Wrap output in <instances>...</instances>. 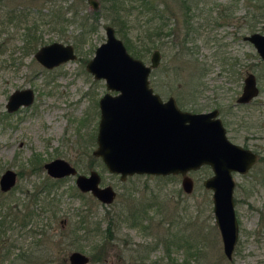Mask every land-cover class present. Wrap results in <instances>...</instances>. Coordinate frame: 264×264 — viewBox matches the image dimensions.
Masks as SVG:
<instances>
[{
    "label": "rangeland",
    "instance_id": "1",
    "mask_svg": "<svg viewBox=\"0 0 264 264\" xmlns=\"http://www.w3.org/2000/svg\"><path fill=\"white\" fill-rule=\"evenodd\" d=\"M5 1L8 6L42 3L43 12L50 6L60 7L67 21L52 27L41 23L38 30L42 43L36 48L53 40L70 43L76 57L58 66L43 67L34 59V51L21 49V28L7 25L0 30V173L10 167L19 174L12 189L0 192V264H58L72 249L89 256L86 264H182L183 261L264 264V185L257 180L260 162L246 174L232 172L238 234L232 258L227 260L213 219L211 190L201 183L211 173L207 165L187 172L193 185L186 193L180 186V174H132L121 181L91 154L96 145L97 100L105 91H115L106 89L102 78L93 77L85 63L105 37L103 25L110 24L111 16L117 15L116 11L110 13L107 9L109 2H104V9L99 0L95 8L87 0ZM119 1L118 14L124 20L118 22L115 18L114 28L119 29L116 35L127 40L131 45L128 52L145 64L149 63L151 49L161 47L162 56L148 75L149 83L158 91L177 95L186 109L192 107L186 101L190 89L196 85V89H203L202 93L209 96V99L196 97L202 103L200 109L208 108L206 104L213 91L226 109V103L239 93L245 72L256 75L258 94L252 102L230 106L232 113L224 117L229 121L228 135L233 141L264 155V61L240 34L238 39L235 36L240 15L248 21L239 30L241 33L251 29L264 33V21L259 19L257 24H249L254 9L251 4L255 0H147L148 5L153 3L157 8L165 3L176 16L181 15L182 4L195 1L212 9L210 19L215 23L211 25V37L193 41L198 46L194 59L175 55L171 48L162 47L160 39L152 34L159 20L146 9L145 13L139 12L135 7L138 0ZM225 6L233 11L223 21L219 12ZM32 10H36L35 6ZM89 23L94 27L90 28ZM148 33L151 47L135 55ZM231 61L239 75L224 70L232 65ZM207 64L211 69L200 75V68ZM23 87L32 88V103L6 114L4 103L8 94ZM54 157L67 160L84 174L95 169L100 175V185H112L114 199L102 203L90 193L79 191L74 185V175L51 184L40 164ZM33 188L41 189L36 193L35 205L23 193ZM38 203L44 205L42 210ZM20 204L23 216L16 213ZM31 206L35 207L32 217L24 216ZM131 211L137 219L135 224L130 218ZM78 214L85 218L84 224L78 223ZM21 217L27 220L23 226ZM110 217L113 222L106 229ZM102 243L104 250L97 259L98 246ZM45 259L50 261L43 262Z\"/></svg>",
    "mask_w": 264,
    "mask_h": 264
},
{
    "label": "water",
    "instance_id": "2",
    "mask_svg": "<svg viewBox=\"0 0 264 264\" xmlns=\"http://www.w3.org/2000/svg\"><path fill=\"white\" fill-rule=\"evenodd\" d=\"M96 7L95 0H88ZM105 38L86 61L85 68L95 78H102L106 89L98 98L99 118L92 153L99 156L107 170L118 173L120 179L131 174L166 175L179 173L180 186L186 193L192 189V180L186 174L200 164H209L212 174L202 180L211 190L212 212L218 229L222 253L232 256L237 240L238 223L232 200L231 171H245L254 161L255 154L230 142L215 111L191 112L179 109L172 97L161 101L148 86L150 67L158 63V50L150 55L149 64L128 53L121 39L114 35L110 25L104 26ZM264 59V33L253 31L244 36ZM34 59L43 67L51 68L75 57L72 45L50 41L38 46ZM254 76L246 74L239 101L256 93ZM33 99L29 87L14 89L5 103L7 110L26 105ZM46 173L59 177L74 174L75 168L62 158L43 163ZM15 173L7 168L0 174V189H8ZM75 186L88 191L102 203H110L115 191L110 185H99L96 170L77 173ZM71 264H84L88 257L73 250L68 254Z\"/></svg>",
    "mask_w": 264,
    "mask_h": 264
},
{
    "label": "flooded vegetation",
    "instance_id": "3",
    "mask_svg": "<svg viewBox=\"0 0 264 264\" xmlns=\"http://www.w3.org/2000/svg\"><path fill=\"white\" fill-rule=\"evenodd\" d=\"M96 1V7L98 6V4H99V1L100 2H102V5H104V9H106V6H105V3H107V2H109V4H110V1L109 0H99V1H97V0H95ZM114 0H112V2H113ZM87 2L89 3V4H91L88 0H87ZM105 2V3H104ZM116 3H115V7L114 6H112V3L109 5V4H107V5H109L108 7H107V9L108 10H110L109 12L111 13H113L114 11H116L117 12V15L116 16H114V15H110L111 16V20H110V24L109 23H106V24H104L103 25V30H104V26L105 25H110V26H112V28H113V32H114V35L115 36H117L116 35V32H118L119 31V29L118 28H114L115 27V18H116V21H120L121 19H120V15L118 14V11H119V9H120V7H121V5L118 3V2H120L119 0H116L115 1ZM162 6H161V8H159V33L157 34V36L156 35H154L155 37H158V39H160V43L162 44V47H169V48H171L174 52V54L175 55H178V54H183V56H185V55H187V57L188 58H191L192 57V59H194L195 58V54H197V51H198V46L195 44V43H193V41L194 40H196L197 38H202L203 37V39H210V34H211V32H212V28H213V26H214V24L213 23H215L214 21H212V19H210V14H211V12H212V9L210 10L209 8H207V7H205L204 5H202L201 3H197L196 1L194 2V3H191V4H182L181 6H182V9L180 10V12H181V15H179V16H176V14L175 13H173V11L172 10H170L169 9V7H168V5H166L165 3H163V4H161ZM92 6V5H91ZM93 8H95V7H93ZM114 8V9H113ZM210 10V11H209ZM231 11H233V10H231L229 7H227V6H225V7H223V9H221V11L219 12V16L221 17V18H223L222 20L223 21H225L226 19H227V17L231 14ZM106 16V15H105ZM245 17H244V15H240L239 16V22H238V24L236 25L237 27H238V30H236L235 31V36H237V34L239 35L240 34V36H241V39L242 40H244V41H246V42H248V43H250L248 40H246L245 38H244V36L245 35H247L248 33H250V32H253V31H257V30H253V29H251V30H249V32H247L246 33V30L245 31H243V33H241L239 30L241 29V27L243 26L244 28H245V26H247V23H248V21L247 20H245L244 19ZM121 21H123V20H121ZM120 21V22H121ZM257 22L258 21H256L255 22V24H257ZM172 23H174V25L172 26ZM252 23H253V20H249V24H250V26L252 25ZM219 24H221V23H219ZM211 25H213L212 26V28H211ZM94 27V24L92 23V26L90 27V28H93ZM149 27V26H148ZM211 31V32H210ZM119 33V32H118ZM150 33V32H149ZM149 33L145 36V41H143V42H141V45H139L138 46V54L140 55V54H142V51H145V50H148L151 46L149 45L150 44V41H149V38H150V36H149ZM104 36H105V30H104ZM118 37V36H117ZM105 38V37H104ZM120 38V37H119ZM79 39H82V37H81V35L79 36ZM121 39V38H120ZM236 39H238V36L236 37ZM104 40V39H103ZM102 40V41H103ZM121 41L123 42V44H124V46H125V49L127 50V49H129V48H131L130 46V44H129V42H127V40H122L121 39ZM251 44V43H250ZM72 45V44H71ZM252 45V44H251ZM253 46V45H252ZM72 48H73V52H74V54H75V57H76V53H75V49H74V46L72 45ZM161 48V47H160ZM160 48H156V47H154L153 49H151V51H150V55H151V52H152V50H154V49H157L158 50V63H157V65L156 66H154V67H150V70H149V72H148V75H149V73H150V71L153 69V68H155V67H157L158 66V64H159V62H160V59H161V56H162V52H161V49ZM254 48V47H253ZM255 50V49H254ZM128 51V50H127ZM136 50L134 51V54L135 55H137L136 53ZM141 52V53H140ZM129 53V52H128ZM255 53H256V55L258 56V58L260 59V60H263L264 61V59H262L259 55H258V53L256 52V50H255ZM132 55V54H131ZM134 56V55H133ZM138 56V55H137ZM74 57V58H75ZM73 59V58H72ZM236 59V58H235ZM69 60V59H68ZM149 62H150V56H149ZM232 62V65L231 66H227V67H225V69L224 70H227V72H230L231 74H234V75H239L240 74V71H238V68H233L232 66L234 65L235 66V63H234V61H231ZM149 64V63H148ZM168 69H172L171 67H167ZM166 68V69H167ZM209 69H211V65H209V64H207L206 66H202L201 68H200V75H203V74H206L208 71H209ZM90 73V72H89ZM248 73H252L253 74V76H254V83H255V86H256V88H257V90H256V93L253 95V96H251L250 98H248L247 100H245V101H239L238 100V97L240 96V94H241V92H242V87H243V79H244V77L246 76V74H248ZM91 74V73H90ZM148 75H147V79H148ZM93 76V75H92ZM148 86L151 88V90H152V92H154V93H156L158 96H159V98L161 99V101H165L169 96L170 97H172L173 98V101H174V103H175V105L179 108V109H181V110H188V111H191V112H208V111H215V114H214V117H216V118H218L219 120H220V123H221V125L223 126V128H224V134H225V136H226V138L230 141V142H232V143H234V144H237V145H239L240 147H242V148H245V149H248V150H250L251 152H253L254 154H255V159H254V161L249 165V167L245 170V171H243V172H239V171H236V170H232L231 171V177H232V172H236V173H238V174H246L256 163H261V165H262V167L260 168V170L258 171L259 172V176H258V178H257V180L259 181V183L261 184V185H264V155H259L258 153H257V151H255V150H253V149H250L249 147H247L245 144H239V143H237V142H235V141H233L230 137H229V135H228V123H229V121H227L226 119H225V117H224V115H226V114H230V113H232V111L231 110H229L228 108L231 106V107H233V106H241V105H246V104H249V103H251L252 102V100H253V98L258 94V85H257V78H256V75L253 73V72H250V71H246L245 72V74H244V76H243V78H242V82H241V87H240V91H239V93L237 94V95H234V99H232L231 101H228V103H226V105H227V108L226 109H224L225 107L223 106V105H221L220 103H219V101L218 100H216V96H215V91H213L214 92V94L212 93V96H211V100H209V102H207V104H206V106L208 107L207 109H204V108H201L200 109V106L202 105V103L201 102H198L197 101V99H196V97L197 96H203L204 98H207V99H209V96L208 95H206V94H203L202 93V90L203 89H196L197 88V86L198 85H196V90L195 89H190V96H188V98H187V101L186 102H188L189 103V105H192V107H190V109H192V110H190V109H186L184 106H185V104L178 98V96L177 95H175V94H169V93H167V91H163V92H161V91H158V90H156V89H154V87L152 86V85H150V83H149V79H148ZM201 86V85H200ZM30 88V87H29ZM15 89H17V88H15ZM31 90H32V88H30ZM14 90V89H13ZM12 90V91H13ZM11 91V92H12ZM10 92V93H11ZM9 93V94H10ZM32 93H33V90H32ZM114 93H116V92H114ZM114 93H112V94H114ZM9 94H8V96H9ZM8 96H7V98H6V101L8 100ZM33 97H34V93H33ZM6 101H5V103H6ZM32 101H33V99L28 103V104H26V105H19L17 108H15L14 110H7L6 109V107H5V103H4V107H5V111H6V114H8V113H13V112H15L16 110H18L21 106H27V105H29V104H31L32 103ZM97 104H98V100H97ZM184 104V105H183ZM204 104V103H203ZM99 118V117H98ZM97 122H98V120H97ZM95 136H96V134H95ZM95 148V147H94ZM94 148H92L91 149V154L92 155H94V156H96V157H98L99 159H100V157L99 156H97V155H95V154H93L92 153V150L94 149ZM33 157L35 158V155H33ZM54 158H56V157H54ZM58 158V157H57ZM59 158H61V157H59ZM53 159V158H52ZM63 159V158H62ZM33 159H31V161H32ZM49 160H51V159H49ZM49 160H47V161H49ZM65 160V159H64ZM101 160V159H100ZM67 161V160H66ZM33 162V161H32ZM44 162H46V161H43L41 164L40 163H38V164H40V166L42 165V167H43V163ZM68 162V161H67ZM69 163V162H68ZM103 163V162H102ZM70 165H72L71 163H69ZM203 165H207L209 168H210V171H211V173L209 174V175H207L206 177H208V176H210L211 174H212V169H211V167H210V165L209 164H206V163H203V164H200L198 167H196V168H194V169H189V170H187V172L188 171H190V170H196V169H199L201 166H203ZM74 168H75V170H76V172L74 173V174H68V175H63V176H59V177H54V176H50V175H48L47 173H46V171H45V169H44V171H45V173H46V177L48 178V179H53V180H59V179H61V178H63V177H65V176H69V175H74V178H75V175L77 174V173H81V172H78L77 171V169H76V167L74 166V165H72ZM105 166V165H104ZM7 168H9V169H11L12 171H14V173H15V180H14V183L8 188V189H6V190H1L0 189V192H2V193H6L7 191H9L10 189H12V187H14V185H15V183H16V180H17V176L19 175V174H17V172L15 171V170H13L12 168H10V167H7ZM7 168H4L3 169V171L5 170V169H7ZM44 168V167H43ZM107 169V168H106ZM90 170H92V169H89L88 170V172L90 171ZM93 170H95V169H93ZM2 171V172H3ZM108 171V170H107ZM1 172V173H2ZM187 172H186V174H187ZM0 173V174H1ZM111 173V172H110ZM84 174V173H83ZM88 174V173H87ZM115 174H117L118 175V178H119V174L118 173H115ZM171 174V173H170ZM172 174H179V173H172ZM98 175H99V173H98ZM132 175V174H131ZM188 175V174H187ZM128 176H130V175H127V176H125L124 177V179H120L121 181H123V180H125V178L126 177H128ZM181 176V175H180ZM189 176V175H188ZM190 177V176H189ZM206 177H204V178H206ZM191 178V177H190ZM203 178V179H204ZM202 179V180H203ZM232 179H233V177H232ZM191 180H192V185H193V179L191 178ZM99 181H100V175H99ZM201 183H202V181H201ZM233 189H232V200H233V191H234V188H235V181H234V179H233ZM75 185V184H74ZM100 185V184H99ZM104 185H110V184H104ZM100 186H103V185H100ZM111 187H112V185H110ZM77 188V187H76ZM113 188V187H112ZM78 189V188H77ZM79 190V189H78ZM39 191H41V189L40 190H38V189H36V188H33L31 191H28V190H24L23 191V193H24V196H26V197H28V198H30L31 199V201H32V203H33V205H35V202L37 201V199H38V197L36 196V193L38 194V193H40ZM79 191H81V190H79ZM115 191V190H114ZM81 192H88V191H81ZM89 193V192H88ZM115 197V196H114ZM43 198V197H42ZM96 198V197H95ZM97 199V198H96ZM98 200V199H97ZM42 201H43V199H42ZM99 201V200H98ZM101 202V201H100ZM0 204H1V201H0ZM38 205H39V208H41V210L44 208L43 206H41L39 203H38ZM46 206V205H45ZM35 207H33V206H31V209L30 210H28V208L26 209L27 211L26 212H24V216L26 215V216H30V217H32V215H33V213H34V211H33V209H34ZM233 209H234V201H233ZM19 213V212H21V216H23L22 214V206H21V204H20V207L19 208H17V210H16V213ZM234 213H235V211H234ZM235 217H236V215H235ZM25 218V217H24ZM23 217H21V219H20V225L21 226H23L25 223H26V221H24L25 219H24ZM27 219V218H26ZM237 219V218H236ZM1 222V221H0ZM238 223V222H237ZM74 241H75V238H74ZM67 244L68 245H70L71 244V241H69V242H67ZM99 248H98V252H97V255H96V258L97 259H100L101 258V254H102V252H103V250H104V246H103V243L102 244H100L99 246H98ZM150 248V247H149ZM148 247H146V249H149ZM73 250H77V251H80V250H78V249H72V250H69L68 252H67V254L64 256V257H61L60 258V260H59V263L58 264H71L70 262H69V260H68V254L71 252V251H73ZM80 252H82V253H84L83 251H80ZM85 255H87L86 253H84ZM87 257H88V260H87V262H85L84 264H86V263H88V261L90 260V258H89V256L87 255ZM231 258H232V256H231ZM230 258V259H231ZM230 259H227V260H230ZM37 260V259H36ZM50 261V259H45V261H43V262H49ZM182 264H188V261H183V263Z\"/></svg>",
    "mask_w": 264,
    "mask_h": 264
},
{
    "label": "trees",
    "instance_id": "4",
    "mask_svg": "<svg viewBox=\"0 0 264 264\" xmlns=\"http://www.w3.org/2000/svg\"><path fill=\"white\" fill-rule=\"evenodd\" d=\"M115 1L116 0L113 1L114 3L110 1V4L112 3V6L114 7L116 3ZM138 1L139 4L136 5L135 7L139 8V12L145 13L144 10L146 9L148 10V12H151V14L156 16L157 20L159 19V8L155 7L153 3H152L153 6L148 5L150 1L147 0H138ZM251 5L252 8H254L253 14L249 16V20H253L252 24H255V22L258 21L259 19L264 21V1L260 0L259 2L258 0H255V3ZM34 6L36 8L35 11L32 10ZM42 7H43L42 3L39 6L33 5L31 3L23 4L22 6H19L16 3L13 4L12 6H8L5 0H0V30L2 29V26H7V25H13L17 29L21 28V40L23 44L21 49L23 50V52L35 51L36 46L42 43V37L38 30V26H41L40 25L41 23L49 24L52 27L55 24H59L60 22L67 21L66 17H64V12L61 10L60 7L50 6L47 9V12L41 11ZM89 25L92 26L91 23H89ZM153 27L154 30L152 31V34L157 36V34L159 33V23H155ZM137 55L139 56L138 52ZM48 181L52 184L56 180L49 179ZM131 214L133 215L132 211L130 215ZM78 215L80 216L78 223L82 222V224H84L85 218L81 214ZM132 215L130 218H132V224H135L137 222L136 221L137 219L133 218ZM106 222H107L106 229H109V227L112 225L113 218L112 217L108 218ZM84 231H87V229H84ZM190 254L192 255V253Z\"/></svg>",
    "mask_w": 264,
    "mask_h": 264
},
{
    "label": "bare ground",
    "instance_id": "5",
    "mask_svg": "<svg viewBox=\"0 0 264 264\" xmlns=\"http://www.w3.org/2000/svg\"><path fill=\"white\" fill-rule=\"evenodd\" d=\"M58 66V65H57Z\"/></svg>",
    "mask_w": 264,
    "mask_h": 264
}]
</instances>
